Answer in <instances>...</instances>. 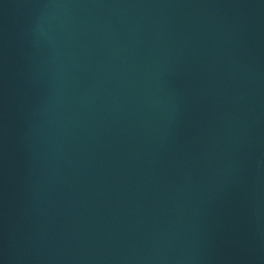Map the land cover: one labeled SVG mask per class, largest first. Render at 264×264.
I'll list each match as a JSON object with an SVG mask.
<instances>
[{
    "label": "water",
    "instance_id": "water-1",
    "mask_svg": "<svg viewBox=\"0 0 264 264\" xmlns=\"http://www.w3.org/2000/svg\"><path fill=\"white\" fill-rule=\"evenodd\" d=\"M0 264H264V0H0Z\"/></svg>",
    "mask_w": 264,
    "mask_h": 264
}]
</instances>
